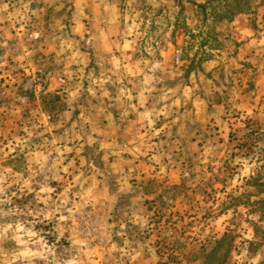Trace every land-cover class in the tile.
Here are the masks:
<instances>
[{
	"label": "rangeland",
	"instance_id": "obj_1",
	"mask_svg": "<svg viewBox=\"0 0 264 264\" xmlns=\"http://www.w3.org/2000/svg\"><path fill=\"white\" fill-rule=\"evenodd\" d=\"M207 1L0 0V264H264V0Z\"/></svg>",
	"mask_w": 264,
	"mask_h": 264
},
{
	"label": "crops",
	"instance_id": "obj_2",
	"mask_svg": "<svg viewBox=\"0 0 264 264\" xmlns=\"http://www.w3.org/2000/svg\"><path fill=\"white\" fill-rule=\"evenodd\" d=\"M93 0H89V2L91 3ZM194 1H198V0H194ZM229 28L232 31L233 35L236 36H241L243 34L246 33V18L244 16H236L229 24ZM120 25L117 22L116 17H112L111 15L107 16V15H103L102 17H100V23H99V32L100 34L103 36L104 40H103V44H105L106 48H110L113 46L112 44H118L119 42H117L118 40L116 39L115 41H111L110 38L113 36V34H116L117 36L120 34H124V26L121 25V32L118 33ZM263 36L264 33L261 37H257L255 39H251L249 40V42L244 41V43H242L239 48L238 51L241 52L242 56L247 55L248 52L251 53L252 50H254L255 48H258L259 44L263 43ZM242 38H240L241 40ZM121 41V40H119ZM126 43L128 42H123L121 41V44H124L126 46Z\"/></svg>",
	"mask_w": 264,
	"mask_h": 264
},
{
	"label": "trees",
	"instance_id": "obj_3",
	"mask_svg": "<svg viewBox=\"0 0 264 264\" xmlns=\"http://www.w3.org/2000/svg\"><path fill=\"white\" fill-rule=\"evenodd\" d=\"M214 1H226L229 2V0H209L204 4L201 5H195V8L204 12L208 7L213 5ZM248 2V0H246ZM235 2H237L238 4H242L245 3L244 0H235ZM228 7V5H227ZM229 13L227 14V16L224 15V17L228 20H231L234 16L241 14L243 11L240 8H235V9H230V11H228Z\"/></svg>",
	"mask_w": 264,
	"mask_h": 264
}]
</instances>
